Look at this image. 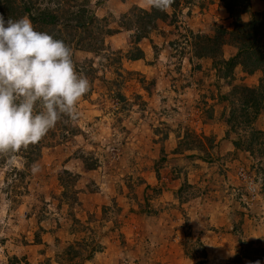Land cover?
Instances as JSON below:
<instances>
[{"label": "rangeland", "instance_id": "rangeland-1", "mask_svg": "<svg viewBox=\"0 0 264 264\" xmlns=\"http://www.w3.org/2000/svg\"><path fill=\"white\" fill-rule=\"evenodd\" d=\"M186 1L139 43L113 20L118 33L101 52L71 47L79 74L85 63L96 70L71 121L84 135L46 143L29 166L28 149L12 163L0 156V264H264V159L260 145L245 148L252 132L264 133V114L242 124L229 97L232 84L256 87L258 75L219 77L194 40L215 25L231 30L232 20L219 0ZM87 2L98 19L150 9ZM137 48L143 59L127 60ZM232 51L226 45L224 57Z\"/></svg>", "mask_w": 264, "mask_h": 264}, {"label": "trees", "instance_id": "trees-1", "mask_svg": "<svg viewBox=\"0 0 264 264\" xmlns=\"http://www.w3.org/2000/svg\"><path fill=\"white\" fill-rule=\"evenodd\" d=\"M76 1L0 0V14L4 16L5 21L9 18L18 20L28 16L35 30L47 32L55 39L63 40L70 47L74 46L76 49L95 54L104 49L106 36L118 33L117 29L110 27V22L113 20L116 21L121 30L133 31V34H130L132 42L139 43L142 38L148 37L150 32L156 28L157 20L167 21L169 18L167 12L158 11L155 8L145 10L133 5L117 19L110 12L106 17L98 19L96 16L91 15L88 0L80 3H76ZM180 1L174 0L171 9L174 10L178 7ZM219 1L232 20V28L228 30L223 25H215L212 34L196 35L194 40L195 48H198L196 53L200 57L210 58L216 68L220 67L219 77L228 84L235 80L234 71L237 68L242 71L243 76L258 75L256 87H246L240 81L239 84H232L231 94L229 95L232 104L237 101L241 104V122L242 124L243 122L248 124L250 114L254 117L259 113L264 114V0ZM252 1L261 3L263 7L252 11ZM72 2L75 3L72 4ZM186 3L192 4V0H188ZM246 14L249 15V18L244 21L243 15ZM58 22L62 25L61 27L58 26ZM78 24L82 26L78 27ZM226 45H230L233 49L227 58L223 55ZM119 52L121 51H117L118 54H120ZM113 54L115 55V53ZM104 57L107 56L104 55ZM125 57L130 61L141 60L143 59V53L137 48L136 51H128ZM108 60L112 62L113 56ZM80 68L82 75L91 82L96 70L91 67L90 63L80 65ZM99 80L109 85H115V87L118 85V80L115 78L108 81L104 77H99ZM117 98L120 99L119 109H125L127 105L123 103V96L118 93ZM224 99L228 100V97L224 96ZM231 117H236L235 113H232ZM77 134L84 135L78 126H71V121L67 117H62L41 142L27 148L29 153L26 166L31 165L34 159L40 156V151L46 143L53 148L71 140ZM259 134H261V137L252 132V137L249 142L246 141L245 148L246 151L252 153L253 147L257 144L260 145L261 149L258 153L264 159V133ZM258 140H261V142L259 143ZM199 141L201 142V140ZM243 142L240 141L237 144L241 145ZM77 156L82 157L81 151H78ZM12 171L14 175L19 177L20 181L25 176L23 171L18 172L15 169H12ZM11 264H17V261H12Z\"/></svg>", "mask_w": 264, "mask_h": 264}, {"label": "clouds", "instance_id": "clouds-1", "mask_svg": "<svg viewBox=\"0 0 264 264\" xmlns=\"http://www.w3.org/2000/svg\"><path fill=\"white\" fill-rule=\"evenodd\" d=\"M173 3L143 0L162 12ZM73 55L63 40L35 30L28 16L5 21L0 14V156L9 163L41 142L62 117L79 119L78 104L90 83L76 71ZM31 171L39 172V164Z\"/></svg>", "mask_w": 264, "mask_h": 264}, {"label": "water", "instance_id": "water-1", "mask_svg": "<svg viewBox=\"0 0 264 264\" xmlns=\"http://www.w3.org/2000/svg\"><path fill=\"white\" fill-rule=\"evenodd\" d=\"M79 26H81V25H79Z\"/></svg>", "mask_w": 264, "mask_h": 264}]
</instances>
